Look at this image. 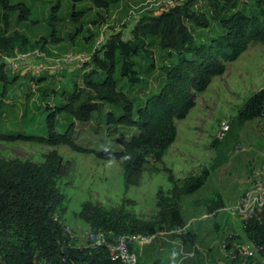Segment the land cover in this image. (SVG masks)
Returning <instances> with one entry per match:
<instances>
[{"label": "trees", "instance_id": "16d2710c", "mask_svg": "<svg viewBox=\"0 0 264 264\" xmlns=\"http://www.w3.org/2000/svg\"><path fill=\"white\" fill-rule=\"evenodd\" d=\"M199 1L185 0L162 12L157 2L140 3L137 16L131 13L129 5L131 17L137 18L132 40L125 41L121 33L105 36L104 42L96 44L89 59L77 69L83 86L75 82L71 94L47 85V75L27 77L7 72L3 61L0 64V141L64 145L104 161L116 160L123 169L125 191L137 185L145 166L150 162L163 163L166 151L176 141V120L185 119L196 106L191 91L205 92L213 78L225 74L227 63L237 61L251 44L264 43V0H253L251 7L242 4V0H206L205 9L197 8ZM118 2L95 0L107 15L109 4ZM74 7L71 19L79 22L85 11ZM0 9V51L5 57H12L28 37L11 31L9 17L17 14V23L28 22L33 10L23 0H0ZM61 9L58 1L51 7L48 19L53 23L49 37L54 43L57 42L56 26L62 19ZM99 19L105 20L102 15ZM188 24L202 31L217 26L220 32L202 40ZM79 30L70 35L72 39ZM149 48L173 52L178 59L162 67L166 83L160 92H150L144 99L149 83L159 72L154 62L145 65L139 60ZM26 79L38 85V100L26 99L12 105L17 94L13 91L23 86ZM56 98L59 103L53 105L52 100ZM263 117L264 87L245 101L236 120L247 123ZM70 165L55 149L41 163L0 158V264H49L61 261L62 257H66L65 264H121L110 259L106 247L80 249L72 247L74 240L69 244L71 239L64 230L67 199L59 184L68 176ZM164 170L173 187L168 196L158 193L159 212L155 219H141L125 206L105 209L92 201L83 203L78 218L112 237L124 233L152 236L163 229L184 227L180 201L202 189L211 172L203 169L200 175L180 185L172 169L164 166ZM206 202L210 215L226 208L220 194ZM243 233L264 246V207L245 224ZM181 239L191 247L196 245V234L191 231Z\"/></svg>", "mask_w": 264, "mask_h": 264}, {"label": "rangeland", "instance_id": "374dc122", "mask_svg": "<svg viewBox=\"0 0 264 264\" xmlns=\"http://www.w3.org/2000/svg\"><path fill=\"white\" fill-rule=\"evenodd\" d=\"M23 1L32 7L30 21L19 24L16 21L17 14L11 15L9 27L11 31L24 33L28 40L12 57H5L0 51V64L5 61L7 72L21 76L47 75V85L59 92L65 90L67 94L72 93L75 82L80 87L83 86V78L77 71L80 68L78 63L66 61L67 56L71 53H91L102 35L107 37L111 33H121L125 41L132 40V30L137 18L131 17L129 5L130 10L135 11L133 15L137 16L138 4L157 2L119 0L116 4H109L110 13L107 15L105 9L96 5L95 0ZM58 1L62 4V19L57 23V42L54 43L49 37L53 31V23L48 19L51 7ZM242 4L251 7L254 1L242 0ZM73 5L76 10L85 11L79 22L71 19ZM197 8L205 9L206 0H200ZM1 14L0 9V20ZM99 15L105 20H100ZM32 21L37 22L32 24ZM188 26L202 40L220 32L217 26L210 31L196 29L190 24ZM77 30L80 33L72 39ZM188 57L193 58L192 55ZM177 59L175 53L161 49L149 48L141 54L139 60L143 64L154 62L159 70L149 83L143 95L144 99L150 92H160L166 83L162 67L175 63ZM226 67L225 74L213 78L205 92L191 91L196 106L185 119L176 120L178 136L166 151L163 163L147 164L138 184L131 186L127 192L119 161H104L94 155L74 152L68 146L51 147L32 142L0 141V158L29 159L41 163L45 155L55 149L66 161H70L69 174L59 185L67 199L65 220L80 234L87 225L78 218L77 213L86 201H92L105 209H119L125 206L139 218L153 220L159 212L158 193L168 196L173 187L164 166L173 170L180 185L184 180L200 175L203 169H208L211 176L204 187L193 195L184 196L180 201L183 217L188 225L187 232L196 234L197 247L184 244L181 236L173 237L172 234L166 233L155 237L151 243L138 247L137 255L141 264H227L228 261L221 250V242L229 230L236 228L238 232H242V227L225 209L216 215H209L206 201L220 194L226 207L233 205L249 187L253 169L264 161V117L247 123L236 120L245 101L264 87V43L251 44L237 61L227 63ZM13 93L17 94L12 105L23 103L26 99L36 101L40 95L38 85L30 79H26L24 85L18 86ZM58 100H52V104L58 105ZM223 120L230 122V131L219 143L217 134ZM237 145L244 146L245 150L237 151Z\"/></svg>", "mask_w": 264, "mask_h": 264}, {"label": "built area", "instance_id": "2783aa9c", "mask_svg": "<svg viewBox=\"0 0 264 264\" xmlns=\"http://www.w3.org/2000/svg\"><path fill=\"white\" fill-rule=\"evenodd\" d=\"M185 0H157L156 6H159V12L165 11L178 4H182ZM141 5L138 6V8ZM134 7V6H133ZM137 8V7H134ZM134 9L131 10L133 14ZM105 36H101L97 45L104 42ZM89 59V54L73 55L71 53L67 56L66 61H76L81 67L84 62ZM230 131V122L223 120L220 124V128L217 134V139L222 141ZM237 151L245 150L242 145L236 146ZM264 207V161L260 166L255 168L251 174L250 185L246 192L238 198L235 203L225 208V210L231 215L234 221H239L242 227V232L235 230H229L227 235L221 242V250L224 253L229 264H264V246L256 243L253 240L244 236L243 228L246 223L256 217L257 211ZM188 226L178 227L171 229L169 232H159L156 235H144L135 233H124L118 236L112 237L104 230H94L87 226L81 234L76 233L73 227L64 222V230L71 241H75L72 247L96 249L99 247H106L112 261L120 262L121 264H138L137 248L147 245L155 237L163 236V234H172L182 236L187 233ZM238 233L242 234L239 235ZM81 238V239H80ZM69 245V246H70ZM67 262L66 257H62L61 261L53 262L49 264H65Z\"/></svg>", "mask_w": 264, "mask_h": 264}, {"label": "crops", "instance_id": "0c3cea01", "mask_svg": "<svg viewBox=\"0 0 264 264\" xmlns=\"http://www.w3.org/2000/svg\"><path fill=\"white\" fill-rule=\"evenodd\" d=\"M254 170V169H253ZM252 174V173H251ZM210 215V214H209ZM186 226H188L187 224H186ZM195 247H197V245L195 246ZM192 256H193V253L191 254ZM225 257V256H224ZM228 261V260H227ZM140 264H141V262H140ZM227 264H229V262H227Z\"/></svg>", "mask_w": 264, "mask_h": 264}, {"label": "clouds", "instance_id": "9594fccd", "mask_svg": "<svg viewBox=\"0 0 264 264\" xmlns=\"http://www.w3.org/2000/svg\"><path fill=\"white\" fill-rule=\"evenodd\" d=\"M253 172V171H252Z\"/></svg>", "mask_w": 264, "mask_h": 264}]
</instances>
